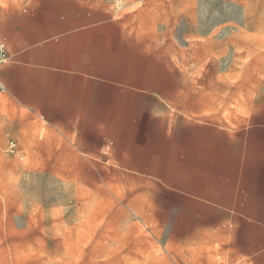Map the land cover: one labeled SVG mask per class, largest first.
Instances as JSON below:
<instances>
[{"label": "rangeland", "instance_id": "rangeland-1", "mask_svg": "<svg viewBox=\"0 0 264 264\" xmlns=\"http://www.w3.org/2000/svg\"><path fill=\"white\" fill-rule=\"evenodd\" d=\"M99 1L133 42L123 72H154L172 99L144 96L94 122L142 119L159 102L172 122L183 113L234 129L264 123V0ZM76 137L0 99V264H230L209 231L163 204L161 183L116 166L112 143L100 153ZM157 144L120 142L121 160L161 156Z\"/></svg>", "mask_w": 264, "mask_h": 264}, {"label": "crops", "instance_id": "crops-1", "mask_svg": "<svg viewBox=\"0 0 264 264\" xmlns=\"http://www.w3.org/2000/svg\"><path fill=\"white\" fill-rule=\"evenodd\" d=\"M125 36L99 0H30L26 5L5 0L0 41L7 60L0 65L5 89L0 99L77 136V142L95 143L100 153L112 143L116 166L161 183L163 204L177 207L182 221L209 231L230 264H264V123L234 129L183 113L172 122L159 102V112L142 119L94 122L109 116L101 111L124 103L133 109L144 96L166 106L172 99L154 81V72H123L133 62V42ZM116 40L129 46L118 56L112 49ZM157 78L168 80L161 73ZM123 141H154L159 143L154 150L162 154L145 159L137 152L128 165L119 153Z\"/></svg>", "mask_w": 264, "mask_h": 264}, {"label": "built area", "instance_id": "built-area-1", "mask_svg": "<svg viewBox=\"0 0 264 264\" xmlns=\"http://www.w3.org/2000/svg\"><path fill=\"white\" fill-rule=\"evenodd\" d=\"M6 60H7L6 47L5 44L0 41V65L5 63ZM4 90H5L4 86L0 83V94L3 93ZM5 150L9 152H17L16 144L14 142L8 143Z\"/></svg>", "mask_w": 264, "mask_h": 264}]
</instances>
